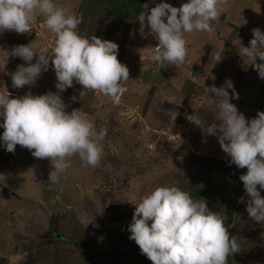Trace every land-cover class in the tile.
Masks as SVG:
<instances>
[{
	"label": "rangeland",
	"instance_id": "1",
	"mask_svg": "<svg viewBox=\"0 0 264 264\" xmlns=\"http://www.w3.org/2000/svg\"><path fill=\"white\" fill-rule=\"evenodd\" d=\"M83 1L89 0H55V3L77 15ZM159 2L145 1L149 10ZM167 2L179 7L185 0ZM221 7L220 16L211 22L212 32L184 34L189 54L184 62L175 65L166 63L162 67L147 58V49L158 41L147 26L143 35L139 32L137 16L132 23L134 29L130 32L131 24L127 34L120 39L115 35L112 21L102 20L101 11L96 8L93 10L92 5L88 8L84 36L95 34L118 43L121 48L118 49V59L122 62L124 57V64L129 69V79L123 82L127 91L119 104H113L108 96L99 91L77 94L71 90L72 86L59 93L67 105L66 111L76 109L94 121L96 130L99 126L107 129L104 138L93 137L102 149L98 167L86 164L88 168H83V162L74 154L68 158L71 166L52 183L48 180L52 169L48 158H36L29 149L19 144L14 152L0 146V257H7L8 264H21L20 259H25L32 249H36V254L39 253L36 244L44 238L41 233L50 226L65 230L69 223L76 224L82 219L86 221L92 218L88 225L84 223L91 231L85 239L80 238V245L77 241L73 243L76 248L71 246L70 251L73 249L75 252L71 254L68 250H61L67 253L63 258L60 251L55 255L53 251H48V259L54 262L50 263L47 259L41 264H68V261L69 264H94L93 261L100 264L101 258L106 256L103 264H139L135 255L127 256L126 248V244L134 242L129 238L128 231L135 208L133 202H139L158 186H180L184 181L193 183L200 162L192 153L219 159L227 156L218 140L219 129L216 134L203 130L217 124L215 112L219 98H214V93H208L207 87H220L226 80H231L239 97L233 99V89H228L230 102L246 118L251 119L258 110H264V79L259 77L253 62L248 58L239 55L242 59L240 63L239 58L232 54L234 51L239 53L242 46H250L254 28L264 31V0H226ZM35 18L44 17L37 12ZM11 31L0 32V92L10 90L7 78L18 65L27 63L21 57L11 55L14 46L10 40L14 38L12 43L18 41ZM48 35L35 38L41 40L40 48L48 46ZM225 41L234 45V48L227 47ZM215 47L224 49L223 58L217 63L210 58ZM193 52H196L195 56ZM35 59L34 56L33 63ZM259 62L257 57L256 63ZM193 65L197 70L192 68L191 71ZM55 84V72L49 66L35 84L10 96L18 97L28 92L34 95L57 92ZM126 104L138 107L142 117L129 121L120 115V110ZM3 130L0 127V133ZM190 133H193L194 139ZM187 148L193 150L189 155L183 153ZM238 170L242 172V168ZM240 184L241 180L235 184V188H241ZM202 187L203 182L197 187L198 199H205L210 210L223 212L227 204H224V200L222 202V197L214 191L213 185L210 183L203 192ZM44 193L52 197L51 202L59 198L60 208L57 211L62 214L56 223L50 221L48 214L51 209L41 205ZM235 215L236 210H233L232 217ZM262 236L264 238V231ZM24 243L31 245V249L23 250ZM255 252L250 251L254 254L249 255V261L242 264H264V258H261L264 250L261 254ZM40 254L42 252L39 257ZM102 254L105 255L100 256ZM83 259L85 262H80ZM235 263L239 264L238 261Z\"/></svg>",
	"mask_w": 264,
	"mask_h": 264
},
{
	"label": "clouds",
	"instance_id": "2",
	"mask_svg": "<svg viewBox=\"0 0 264 264\" xmlns=\"http://www.w3.org/2000/svg\"><path fill=\"white\" fill-rule=\"evenodd\" d=\"M225 2L185 0L177 7L160 0L150 10L145 3V10L137 16L139 32L143 35L147 26L158 41L147 49V58L159 67L183 63L187 55L184 34L212 32L211 22L220 16ZM37 12L44 21L35 18ZM81 19L67 7L58 6L55 0H0V32L34 34L30 32L31 25L40 21L43 23L40 33L46 27L55 35L50 50L32 43L11 49V55L27 62L11 73V82L15 88L35 84L51 61L58 91L36 95L28 92L18 97H11L8 90L0 92L3 118L0 127L4 129L0 133V146L14 152L19 144L36 158H48L52 165L48 180L52 183L71 166L68 158L74 154L83 163L96 166L102 149L93 137L102 139L107 134L103 127L97 132L94 121L76 109L66 111L67 105L59 93L75 81L83 89L99 91L113 104H119L127 91L123 82L129 79V69L118 59V43L95 34L82 35L77 30ZM252 32L250 46L240 47L239 55L253 62L259 77L264 79V31L257 27ZM223 50L215 47L210 53L211 61L219 62ZM228 89H233L232 98L238 99L231 80L220 87H207L208 93L219 98L215 112L217 124L203 130L216 134L219 129L218 140L230 157L229 164L247 168L239 176L248 196L246 211L252 220L264 224V196L260 193L264 189V110H258L251 119L246 118L230 102ZM133 203L129 238L153 264H228V257L241 249L237 236L230 235L225 226L228 217L224 212L210 210L205 199L194 198L176 185L158 186ZM92 219H82L81 223L88 225Z\"/></svg>",
	"mask_w": 264,
	"mask_h": 264
},
{
	"label": "trees",
	"instance_id": "3",
	"mask_svg": "<svg viewBox=\"0 0 264 264\" xmlns=\"http://www.w3.org/2000/svg\"><path fill=\"white\" fill-rule=\"evenodd\" d=\"M146 0H89V1H83L80 5L79 12L77 13L78 16H80L81 23L78 25V31L84 35V31L86 29L85 26H87V15H88V8L92 5L93 10L98 9L99 12L101 11L102 20L104 21H112L113 26L115 27V35L118 38H123L124 34H127L129 31L128 28L131 26V24L134 22L136 16H138V13L142 10L143 5L145 4ZM100 7V8H99ZM44 21V18L41 19ZM135 25L132 24L130 28V32L134 29ZM46 28V27H45ZM12 35L18 38V41L15 43H12L14 38L10 40V44L13 46H17L20 44H25L26 41L29 39H35V38H43V33L41 32L38 35L30 34V33H17L14 30L11 31ZM45 38V37H44ZM118 41V40H117ZM225 45L230 48H234V45H232L230 42L225 41ZM121 50V48L119 49ZM232 54H234L235 57L239 58L240 63L242 62L241 57L239 56V53L234 51ZM187 62V61H186ZM246 67V65H244ZM197 70V67L195 69L194 65L191 67V69ZM85 92V91H80ZM79 91L77 94H81ZM93 92V91H92ZM91 93V92H90ZM92 94V93H91ZM200 124V123H199ZM202 125V124H200ZM100 129V126L98 127ZM192 131V130H191ZM192 139L193 133L191 134ZM193 150L190 148H187L184 150L183 153L185 155L191 154ZM191 155L196 156V159L199 160V169L197 171V174L194 177L193 183L184 181L185 183L183 185H176L180 187L181 189L190 192V194L194 198H199L197 187L198 184L200 185L201 182H203L202 192L206 189V186H208L210 183L213 185L214 191L218 193L220 197H222V202L224 200L225 209L223 212L227 214L228 219L225 221V226L227 227L230 235H236L238 242L241 246V249L238 252H235L232 254V256L228 257V264H236L235 261H238L239 264L249 261L248 256L254 253H250V251L255 250V253H262L264 250V238L262 236V233L264 231V224H261L260 222L252 220L246 211V205L248 202V196L244 190L243 182L241 181V188L237 187L235 188V184L240 179L239 176L246 172V168H242V172L238 170V167L232 163L229 164L230 157L227 155L224 159L215 158L210 155H202V154H194ZM83 168H88L86 164L83 163ZM99 166V165H98ZM97 165L95 167H98ZM83 177V176H81ZM87 177V176H86ZM75 185V184H74ZM259 187V185H258ZM243 192V194H241ZM261 195L264 194V189L260 190ZM225 193V194H223ZM226 193H229L228 196H225ZM11 196H14V194H11ZM65 196V195H63ZM225 196V199H223ZM56 197V195L54 196ZM43 205L51 209L48 215H50V221L52 223L57 222V218L62 214L59 213L57 210L60 208V201L59 198L54 202H51L50 196H48L47 193L43 194ZM115 203V200L112 204ZM111 208H114L113 205H111ZM49 209V210H50ZM56 210V211H53ZM233 210H236V215L234 218L232 217ZM15 213L14 211H12ZM60 212L62 210L60 209ZM15 215V214H14ZM59 219V218H58ZM59 222V221H58ZM80 224V226H79ZM89 227H87L84 223H81V221L74 223H69L67 226H65V230H57L54 229V226H50L47 228L44 232H42L43 239H40L38 243L36 244V248L38 252H42L40 254L41 257H39V253L36 254V249L30 252L26 258L20 259L21 264H41V262H44L48 259V255L46 254L48 251H53V255L57 254V251H60L61 256L65 258L67 253L62 252L61 250L65 249L69 251V253L75 252V250H71V246L73 245L74 248L76 246L73 244L77 241L78 245H80V238L85 239V236L88 235ZM93 233L95 230L92 231ZM17 235V234H16ZM17 238V237H16ZM79 241V242H78ZM259 242V243H258ZM81 244L84 246H87L85 242H81ZM250 244V245H249ZM130 245V246H129ZM126 244L127 248V256H136V259L139 264H153V262L147 258L146 255L142 254L139 246L134 241L133 243ZM249 245V249H247ZM31 245H28V243H24L23 250L31 249ZM79 247V246H77ZM21 248V247H20ZM105 254H102L100 256H104ZM60 256V257H61ZM70 256V255H69ZM69 256L66 258L69 259ZM126 256V257H127ZM261 258H264V254L261 255ZM58 257V260H61V258ZM44 258V259H43ZM97 259V257H95ZM107 258L103 257L101 258L100 264L104 263V259ZM120 259V258H119ZM50 263H53L54 261L52 259H48ZM67 262V261H66ZM80 262H85L84 259L80 260ZM129 263V261H127ZM132 262H134L132 260ZM94 264H97L95 261H93ZM0 264H8V258L7 257H0ZM69 264V261H68ZM72 264V263H71Z\"/></svg>",
	"mask_w": 264,
	"mask_h": 264
},
{
	"label": "built area",
	"instance_id": "4",
	"mask_svg": "<svg viewBox=\"0 0 264 264\" xmlns=\"http://www.w3.org/2000/svg\"><path fill=\"white\" fill-rule=\"evenodd\" d=\"M42 26H43L42 22L34 21L33 24L31 25L32 30L30 32L38 35L40 33V29H41ZM54 37H55L54 34H52L49 37L48 46H44V48H48L50 50L53 47L54 40H55ZM49 66L51 67V64H49ZM7 85L9 87V89H10V90H8V92L10 94H13V95H17V92H20L21 89L29 86V85H25V86H23L21 88L13 87L12 86V82H11V76L7 78ZM71 90L72 91L75 90L76 92H78V91L80 92V91H86V90H89V89H83L82 85H80L79 83L74 81ZM89 91H93V90H89ZM123 116H124V118H127L129 121H136V120H138V119H140L142 117V113L140 112L138 107L127 106L125 108L124 112H123Z\"/></svg>",
	"mask_w": 264,
	"mask_h": 264
},
{
	"label": "crops",
	"instance_id": "5",
	"mask_svg": "<svg viewBox=\"0 0 264 264\" xmlns=\"http://www.w3.org/2000/svg\"><path fill=\"white\" fill-rule=\"evenodd\" d=\"M43 30H44V32H43L44 34H47V35H48V33H50V34L52 33L48 28H45V27H44ZM46 32H47V33H46ZM50 34H49V35H50ZM49 35H48V36H49ZM40 41H41V40H35V39L33 38V39H29L28 41H26L25 44L32 43V44L35 45L37 48H40V47H41V42H40ZM187 55H189V54L187 53ZM195 55H196V52H193V56H195ZM17 57H19V56H17ZM186 57H188V56H186ZM189 57H190V56H189ZM122 63H126V60L124 59V57H123V61H122ZM17 65H18V64H16V67H17ZM16 67H15V69H16ZM191 71H192V69H191ZM85 92H87V93H88V92H91L92 94H94L92 91H89V90H86ZM123 100H124V99H122V101H123ZM124 102H125V101H123V104H124ZM125 107H127V104L124 105V106L122 107V109H124ZM122 109L120 110V115L123 116V114H122ZM123 117H124V116H123ZM163 127H164V126H163ZM163 127H162V128H163ZM162 128H161V129H162ZM161 129H160V130H161ZM97 130H98V129H97ZM94 138H95V137H94ZM94 138H93V139H94ZM95 139H97V137H96ZM96 141H97V140H96Z\"/></svg>",
	"mask_w": 264,
	"mask_h": 264
}]
</instances>
